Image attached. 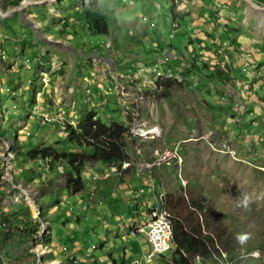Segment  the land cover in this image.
Returning <instances> with one entry per match:
<instances>
[{
	"label": "rangeland",
	"instance_id": "1",
	"mask_svg": "<svg viewBox=\"0 0 264 264\" xmlns=\"http://www.w3.org/2000/svg\"><path fill=\"white\" fill-rule=\"evenodd\" d=\"M28 1L31 3L21 6ZM179 2L173 10L182 20L178 28L170 17L172 0H0V54L5 56L0 57V207L19 204L17 213L24 210L33 225L28 236H19L4 249L0 264H60L48 251L53 247L50 227L51 240L59 244L60 252L67 254L63 244L73 249L75 243H85L89 254L104 255L97 258L96 264H113L112 260L121 264L122 252L134 250V225L140 223L141 215L134 214L132 220L124 218L123 211L128 210L120 204L125 197L114 192L126 175L123 170L130 167L128 162L122 163L124 169L109 165V171L103 174L94 172L96 176L88 178L94 188L83 195V200L94 195L96 198L99 190L103 199L114 204L116 220L128 234L117 230L118 237L108 236L102 227L93 228L88 221L89 233L83 229L78 237L69 239L62 220L80 214L77 209L81 210L82 199L73 196L71 200V195L58 189L64 176L56 177L54 173H63V161L40 160L48 162V168L37 161L31 163L23 153L32 146L55 144V140L64 148L71 146L58 131L63 128L57 123L63 125L71 119L74 123L86 111L94 112L105 123H123L127 132H134L137 150L132 156L133 166L147 170L161 166L153 171V185L164 190L169 187L172 190H166V194L182 198L183 214H190L189 202L195 193L208 198L234 235L233 248L226 254L232 264H264V11L250 7L264 10V3L220 0L205 17L199 16L201 6L190 0ZM91 6L107 13L112 34L93 35L87 30L81 10ZM195 17L203 23L198 34L205 45L204 49L201 46L204 55L194 57L192 40L184 42L178 37L187 40L186 25L194 23ZM209 26H217L218 30L228 27L236 46L225 39H214ZM157 34L162 37L159 43L154 39ZM178 40L188 49V59L201 60L209 71L226 74L230 100L219 98L214 88L206 99L192 80L185 83L183 75L176 72L178 75L171 78L153 70L156 62L168 67L182 58L177 51L170 54L172 43ZM162 47L169 56H160L164 52L154 50L163 51ZM239 47L243 49L237 54L235 49ZM98 55H105L106 61L99 60ZM130 55L140 58L139 69L132 74L126 64ZM251 60L255 62L252 67L247 65ZM113 69L118 71L116 77L112 76ZM189 77L193 79L192 75L185 78ZM109 80L111 93L104 85ZM239 80L246 86L242 87ZM166 82L168 89L164 90ZM81 83L89 87L81 89ZM68 99H74V103ZM39 114L51 121L46 122ZM149 145L153 151L152 159L147 161ZM60 149L59 145L55 150ZM9 178H13L14 188ZM31 178L35 181L27 182ZM44 189L53 191L51 196L38 198L37 191ZM129 206L133 211L134 206ZM14 213L5 214L10 228H5L6 234L20 229ZM78 217L84 223L83 217ZM94 230H98L96 234ZM79 259L84 262L87 258L82 254ZM142 264L167 263L155 258Z\"/></svg>",
	"mask_w": 264,
	"mask_h": 264
},
{
	"label": "trees",
	"instance_id": "2",
	"mask_svg": "<svg viewBox=\"0 0 264 264\" xmlns=\"http://www.w3.org/2000/svg\"><path fill=\"white\" fill-rule=\"evenodd\" d=\"M179 1L180 0H172L170 10V17L172 19L176 18L173 10L174 7L176 8L179 5ZM253 1L259 4L264 3V0ZM81 12L87 30L91 34L100 36L110 35L111 30L109 24L111 23V19L107 13L101 11L95 6L84 7ZM228 29V27L224 26L219 30H215L211 35L214 39L219 41L225 39L231 44V46H236L235 40L232 36L233 32ZM160 38L162 37L158 36V34L154 37L155 41L158 43ZM178 38L182 39L180 36ZM176 42L177 44H173L174 48L183 58L180 61L176 60V63L179 64L183 62L184 64L180 68L177 65L175 72L183 75L184 81H186L185 83H189V81L192 80L194 84L193 86H196L197 84L198 89L202 90L204 96L207 97L206 99H209V96H211L210 90H213L214 88V92L219 95V98L227 97V99L230 100L232 95H230L231 92L229 88H227V86L230 85H226V82L224 81L227 79L226 74L217 70L209 71L201 60L195 58L188 59L186 56L187 48L181 46L182 44L180 43V40ZM242 49V47H239L238 50L235 49V52L238 54ZM148 51H152V49L149 48ZM240 55L244 56L245 54L241 52ZM253 62L254 61L251 60L250 64L247 63V65L252 67L253 64L251 65V63ZM204 67H206L205 70H203ZM238 67L241 69L239 65ZM238 67H236V71ZM186 75H192L194 80L190 77L188 80L185 78ZM196 77H198L197 79H200V81H196ZM239 81L241 82L242 87L246 86L245 82L242 80ZM166 84H168V82L163 85L164 90L168 89L167 86H165ZM53 124L56 123L53 122ZM57 124L59 127L63 128V130L58 131H60V133L66 138L67 144L70 143L71 146L77 150L73 151L61 148L57 151L50 146L40 145L25 149L23 153L31 160H61L65 163L68 171L64 175L63 184L58 186L59 190H65L66 193L71 196L86 193L88 191V185L85 183L83 171L88 164L99 163L103 166L116 165L117 168H119L122 163L128 162L130 166L133 167L135 159H133L134 157L132 158V156L135 155L137 150V148L134 147L136 139L127 134L129 132H127L123 123L114 121L105 123L98 119L94 112L86 111L77 121H74L73 124H70L69 122L63 123V125L59 122ZM6 133L8 134V131H6ZM55 142L56 144L63 145L56 140ZM102 199L103 197L101 196L100 198L99 196L96 199L98 200L96 201V204L102 205L104 203L105 205L107 202L105 199ZM182 201V198L176 194H166V197L160 195V197H158V204L152 209H147L151 217H156L161 211H165L166 217L172 226V247L167 251V256H165V254H159L152 260L156 258L167 264H197L195 261V257L197 256L202 263L209 260L210 262H214L213 264H222L223 259L225 262H228V264H232L227 259L226 254H228L231 248H233L234 235L233 233L231 235L227 230L221 212L213 207L208 198H206L201 192H198L197 194L195 193L194 197L190 199L189 204L191 210L188 211L190 214L182 213ZM120 205L126 207L127 210L130 209L129 204L126 202L123 204L121 203ZM113 206L114 204H107V207L109 208L108 211H114ZM84 245L85 243L83 246ZM89 251H84V258L93 257L91 253H88ZM222 254H225V257H223ZM69 257L70 259L65 260L67 263L71 260L73 264L81 263L79 262V259L75 258V256ZM135 260H132V264H134ZM112 262L113 264H116L114 260H112ZM121 264H124L122 256Z\"/></svg>",
	"mask_w": 264,
	"mask_h": 264
},
{
	"label": "crops",
	"instance_id": "3",
	"mask_svg": "<svg viewBox=\"0 0 264 264\" xmlns=\"http://www.w3.org/2000/svg\"><path fill=\"white\" fill-rule=\"evenodd\" d=\"M190 1L192 3H194V4H197L198 6H201L199 16H201V14H202L205 17H209V15H210L209 13H211L212 10L213 11L215 10L214 5L217 4L220 0H216V1L190 0ZM194 19H195L194 23H192V24L191 23L190 24L187 23V25H186L187 30L189 31L188 34L186 35L187 36V40H184L183 38H182V40L184 42H186L188 40H192L191 44H192V47L194 46L193 49L195 50V47L197 45L203 47L205 44H204V42L200 41L201 40L200 39V34H198V31H200L201 26H203L202 25L203 23H201L200 21H197L198 18H196V17ZM172 21L176 25H178V28L180 27V24L182 22V20L179 19V18L178 19L175 18V20H172ZM68 30L69 29H67L65 32L69 33ZM215 30H218L217 26L216 27L215 26L214 27L209 26L210 34L213 33ZM174 33H175V31H174ZM191 35H193V36H191ZM202 44H204V45H202ZM172 45H173V43H172ZM203 49H204V47H203ZM99 53L101 54L103 52L99 51L98 54ZM131 56L132 55H130V57ZM96 57L99 60L106 61L104 59L106 57L105 55H98ZM111 57H113V56H110V57H107V58H111ZM129 59L130 58H128V57L126 58V60H129ZM107 80H108V78H107ZM94 82H95V80L92 81V83H94ZM110 82L111 81L109 80V81L106 82L107 84H104V85L107 86V88L105 90L106 92H110V86H109V85H111ZM89 85H91V84H89ZM85 86H88V85L85 84V83H81L80 87H81V89H84ZM82 91L87 92V90L86 91L82 90ZM111 91L114 92V87L111 88ZM73 95H72V97H73ZM68 100L72 101V102L74 101V99H68ZM116 100H117V98H116ZM45 120H46V118H45ZM70 121H72V119ZM70 121H67V122H69L70 124H73V122H70ZM162 131H163V129H162ZM141 145H143V144H140L139 148H140V150L143 153L144 150L142 148L143 146H141ZM146 145H148V144H146ZM43 146H47V144L44 143ZM60 146H61V148H64L63 145H60ZM149 146L150 147H147V152H146L147 155H148L146 157L147 161H148L149 158L152 159L153 147L151 145H149ZM50 147H52L53 149H57V148H59V144H56V143L54 144V142H51ZM65 149L73 150V151L77 150L73 146H69V145H67L65 147ZM160 149L161 148H159V150ZM142 153H141V155L143 156ZM29 161L31 163L34 162V161H37L38 163L46 164L48 166V168H51L50 165L48 164V162H46V161L45 162H42L40 160H29ZM58 165H59V163H58ZM60 166L63 169V173L58 174L57 171H56L54 173L56 175V177H58V176L62 177L68 171L67 166L65 165L64 162H63V164H60ZM121 167L123 169L125 168L124 166H122V164H121ZM160 167L161 166H159V167L158 166H153L149 170H147V169L141 168L140 166H133V167L130 166L127 170H125V169L123 170V174H126V175L124 177H122L121 183L117 185V186H119V188H115L114 189V192L116 191V193L119 194L120 197L121 196L125 197L123 199L121 198L124 202L132 205V207L134 206L133 207V211L131 210V208L128 209L127 212L123 211L124 216H125L124 218L130 217L131 220H132L134 214L141 215V217H140L141 221H139L140 223L134 225L136 227L135 230L137 231V232L135 231V235L133 236L134 240H135L134 250H128V252L124 250L122 252V257H123L124 264H127L126 262H129V264H132V260L133 259L135 260L137 255H140V254L143 253V251L148 250L149 244L146 241L145 236L143 234H140V233H144L142 226H143V223H144L145 219L151 218V216L149 215L147 209L148 208L152 209L153 207H155L158 204V197H160V195H162L163 197H166L165 196L166 195V190H168V189L172 190L169 187H165V190L163 189L164 187H161V188L158 189L156 186L153 185L154 181L151 180V179H153L152 178L153 171H155L156 169H160ZM109 168H110L109 166H103V165H101L99 163H94V165L93 164L86 165L85 169L83 171V174L85 176V182L87 181L86 185H88V189L94 188V186H93L94 182L93 181L91 182L90 179H88V178H90L93 175L95 177L96 174H94V172L98 173V174L99 173L103 174L106 171H109L108 170ZM50 176H53V175L50 174ZM9 179H10L9 182L11 183L12 187L14 188L15 186H14L13 181H12L13 178H9ZM51 180H52V178H50V181ZM123 180L124 181L126 180L127 182H125L123 184L122 183ZM29 181H35V179L31 178L27 182H29ZM50 181L48 180V182H50ZM41 182H43L42 179L40 180V184H41ZM164 185L167 186V185H171V184L164 183ZM51 192H53V191H51ZM51 192L50 191H46L45 189H44V191H37L38 198L41 197V196H44V195L51 196ZM0 195H1V190H0ZM83 195H85V193L81 194V195H76V197H79V198L82 199L81 202H80L81 203V205H80L81 206V210L77 209V212H80V214H78V215L80 217H83V221L85 223V226H83L84 223H81L80 218L78 217V215L76 213H75L76 215L72 214L71 216H70V214H68V215L66 214L67 216H70L69 220H66V221L62 220L61 226L65 230V233H67L69 239L71 237H73V236L78 237L80 235V231L83 230V229H87V232L89 233L88 226L86 225V223L88 221H90L91 225L94 226L93 228L99 227V226L102 227L103 228L102 231H103L104 234H107L108 236H113V237L117 236L118 237L119 234L117 233V230L122 231V230H124V228H122V224L117 222L119 220H116V219H118L116 217V215H114L116 213L114 211H108L109 210V208H108L109 206L107 207V204H109V202H107L106 199H105V201L107 202L105 205H104V203L102 205L96 204V201H98L96 199L100 195L99 194V190L97 192V197L96 198H95L96 195H94V196H92V198H88V199L85 198L83 200ZM115 196L116 195H114V197ZM84 197H86V196H84ZM100 198H101V195H100ZM70 199L72 200V199H74V197L72 196V197H70ZM109 200L111 201L112 198L109 199ZM66 202H67V200L65 201V203ZM19 208H20L19 204H16V203L11 205L10 208H9V206L0 207V220L6 221L5 220L6 219L5 218V214L7 212L14 213L13 211H15L16 213L13 214V218L17 221V223L19 225V228H20L19 230H17V229L10 230V233L6 234L5 232L7 231V229H10L9 228V224L6 221L7 224H8V228L6 230L0 231V247L2 248V249L1 248L0 249H1V252L3 254V256L1 258L2 260H3V257H4V252L3 251H4V249L7 246L10 245L11 242H13L14 240L19 239V236H21V237L28 236L27 235L28 234V229H30V230L32 229V231H33V227L31 228V226H33V225L30 224L31 223L30 219H32V218H29L28 214L25 213L24 210H23V212L17 213ZM40 209L41 208H39V210H38L39 213L41 212ZM110 218L113 219L114 221H116L117 223L116 222H114V223L111 222L109 220ZM45 223L49 224V222H47V221ZM101 223H103V225H101ZM122 223H124V222H122ZM139 224H141V225H139ZM110 225H111V227H110ZM129 226H131V228H132V224H129ZM21 227H24L25 229H22ZM18 231H21V232H19L20 234L18 233ZM22 231H24V232H22ZM25 231H26V233H25ZM97 231L94 230V231H92V233L96 234ZM123 232H126V234H128L126 230H124ZM52 236H53V232H52V229L50 227V237L49 236L48 237L50 238L49 239L50 242L53 243V245H52L53 247L52 248L50 247V249L48 251H49V253H51V256H54L52 259H54L55 261H57L60 264H73L71 261H69L68 263L65 261V260L68 259L67 257L75 256L76 259H79V256H81L84 253L85 249H87V247L85 245L84 246L83 245L80 246L81 243H79V244L75 243L73 249H70V248H68V246L66 244H63V247L65 248V250L67 249V254H65L64 252H60L59 251V249H58L59 248L58 247L59 244H56L54 242V240H51ZM83 242L84 241H82V244H83ZM57 251L60 252V253H57V255H55L56 253H54V252H57ZM92 256L93 257L87 258L84 262L81 261V259H79V262H81L82 264H90V263L96 264L97 258H100V256L104 257L103 254L98 255V256L96 254V256H95V254H93V253H92ZM196 259H197V264L210 263L209 260H207V262L202 263L200 261V258H196Z\"/></svg>",
	"mask_w": 264,
	"mask_h": 264
},
{
	"label": "built area",
	"instance_id": "4",
	"mask_svg": "<svg viewBox=\"0 0 264 264\" xmlns=\"http://www.w3.org/2000/svg\"><path fill=\"white\" fill-rule=\"evenodd\" d=\"M161 41V38L159 39V42ZM199 48V49H198ZM157 50L159 53V49H154ZM173 51H177L174 46H173V50L170 54H173ZM196 55H204V50H202L201 46L197 45L195 47L194 50V57ZM160 56H167V55H160ZM0 57H5L3 52H1ZM133 59V60H132ZM183 58L180 59H175V62H171V73L172 74H176L175 69L177 67V65H183L184 63L181 62L179 64L176 63V60H181ZM136 60V61H135ZM139 60L140 58H138L137 56H131L129 60H127L126 64L130 65L131 68V74L134 73L135 69H139ZM159 68V67H158ZM118 71H114V69L112 70V76H117ZM41 117H45L46 118V122L47 121H51V119L48 116H44L43 114H39ZM128 135H130L131 137H135L134 136V132H130L127 133ZM25 135H29L28 132L25 133ZM5 228H8V224L5 223V221L0 220V231L5 230ZM143 234L145 236L146 241L149 244V248L146 251H143V256H144V262H148L151 261L155 256H154V248H164L165 249V242H168V240H170L168 237L163 235V232L160 231L159 226L156 225V221L154 219H145L144 221V233H140ZM168 250H166L167 252ZM3 254L1 252L0 249V258H2ZM195 261L197 262V259L195 258ZM222 264H228V262H225L222 259Z\"/></svg>",
	"mask_w": 264,
	"mask_h": 264
},
{
	"label": "bare ground",
	"instance_id": "5",
	"mask_svg": "<svg viewBox=\"0 0 264 264\" xmlns=\"http://www.w3.org/2000/svg\"><path fill=\"white\" fill-rule=\"evenodd\" d=\"M26 1V0H25ZM31 3L30 1L28 2H22L21 6H25L27 4ZM251 8H253L254 10L258 11V12H263V9L260 8H255L254 6L250 5ZM249 9V8H248ZM164 50L160 52H164V55L169 56L168 54V50L166 48H163ZM166 49V50H165ZM163 58V57H162ZM161 58V59H162ZM160 61V60H159ZM169 63V62H168ZM154 64V63H153ZM164 64V63H163ZM168 64H166L167 66ZM153 70L157 73H162L163 75H166L167 77H171L173 76V74L171 73V66L168 67H164L161 64H159L158 62H156L154 64ZM159 67V68H158ZM177 74V73H176ZM158 75V74H157ZM160 75V74H159ZM161 76V75H160ZM146 134V133H145ZM158 132L155 131L154 135H157ZM156 164V163H155ZM146 166H151L145 163ZM149 219H154L156 221V225L159 226L160 231L163 232V235L168 237L170 240H168V242H165V249L166 250H170L172 247V226L170 221L167 219L165 211H161L156 217H151ZM143 231H144V223H143ZM166 250H164V248H154V256H157L159 254H164L166 252ZM141 262H144V256L143 253L140 255L138 260H135L134 264H141Z\"/></svg>",
	"mask_w": 264,
	"mask_h": 264
},
{
	"label": "clouds",
	"instance_id": "6",
	"mask_svg": "<svg viewBox=\"0 0 264 264\" xmlns=\"http://www.w3.org/2000/svg\"><path fill=\"white\" fill-rule=\"evenodd\" d=\"M186 50H188V49H186Z\"/></svg>",
	"mask_w": 264,
	"mask_h": 264
}]
</instances>
